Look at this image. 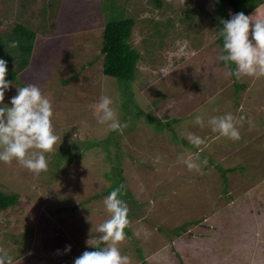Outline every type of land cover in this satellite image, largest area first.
I'll return each instance as SVG.
<instances>
[{
  "label": "rangeland",
  "instance_id": "rangeland-1",
  "mask_svg": "<svg viewBox=\"0 0 264 264\" xmlns=\"http://www.w3.org/2000/svg\"><path fill=\"white\" fill-rule=\"evenodd\" d=\"M111 2L123 0H0V34L18 22L36 31L29 64L4 102L16 85H38L53 103L58 136L46 172L0 161V189L20 196L0 213V250L13 264H73L95 250L87 240L110 218L104 199L118 171L129 208L118 247L129 264H264V76L238 80L218 59L216 0H164L161 8L128 0V14L138 15L131 41L144 57L140 72L132 82L103 75L102 9ZM188 10L200 20L194 28L181 22ZM249 15L264 16V2ZM170 19L183 36L153 34ZM15 57L3 58L8 68L20 66ZM103 96L111 97L122 132L99 122ZM225 113L243 118L239 140L195 121ZM189 132L205 144L191 145ZM182 156L199 168L190 170Z\"/></svg>",
  "mask_w": 264,
  "mask_h": 264
},
{
  "label": "clouds",
  "instance_id": "clouds-1",
  "mask_svg": "<svg viewBox=\"0 0 264 264\" xmlns=\"http://www.w3.org/2000/svg\"><path fill=\"white\" fill-rule=\"evenodd\" d=\"M220 22L224 51L218 59L235 65L231 74L238 80L243 76H264V16L254 18L243 11L230 12V18H221ZM18 45L17 40L11 42L12 47ZM7 74V61L0 58V161L11 163L15 160L20 166L39 175L47 171L46 154L55 151L58 141L53 124V103L36 84L16 85L17 94L11 97L10 103H5V92L13 84L6 78ZM162 74L166 75L163 71ZM112 104L111 97L101 98L99 122L107 123L113 131L122 132L125 125L119 120ZM242 119L237 120L232 113L211 116L207 121L202 115L195 116L196 123L201 127L207 124L213 132L234 141L241 138L237 124ZM186 139L197 148L206 142L191 132ZM180 158L190 170L200 166L191 158ZM123 190L124 185H120L105 197L104 205L110 218L97 226L95 237L87 240L89 245L95 246V250H84L74 258L73 264H129V257L123 255L118 247L128 225L129 208L126 201L120 198ZM71 248V244H68L64 251L70 252ZM0 264H13L12 255L0 250Z\"/></svg>",
  "mask_w": 264,
  "mask_h": 264
},
{
  "label": "trees",
  "instance_id": "trees-1",
  "mask_svg": "<svg viewBox=\"0 0 264 264\" xmlns=\"http://www.w3.org/2000/svg\"><path fill=\"white\" fill-rule=\"evenodd\" d=\"M155 6L161 8L164 5V0H149ZM219 5V10L222 11L220 14H214L212 17L213 23L216 25V32L220 35V28L222 27L221 18H230V12L236 13L243 11L245 14L249 15L253 9H256L264 0H216ZM128 0H123L121 4L107 3L105 8L102 9L103 14L106 17V25L102 33V42L100 47V56L102 58V74L114 77L124 81H135L138 77L140 70L138 71V62L144 59L141 52L132 44V35L134 27L136 24V19L138 15L128 14ZM119 9L120 14H116ZM211 15L210 12L202 11ZM110 18V19H109ZM191 20V21H190ZM181 22H187L190 26L196 27L200 22L196 18V13L191 11L185 12L181 17ZM156 23V22H155ZM54 27H58L53 23ZM170 26L172 29H170ZM197 29V28H196ZM195 29V30H196ZM177 33V36H183V31L181 27L172 21L158 23L155 32L156 36H161L163 40L165 36L169 34L170 31ZM6 35L9 36V41L5 40ZM198 38V37H196ZM36 39V31L28 27L22 22H18L13 29V33L7 32L6 34H0V56L2 58L8 59L9 62L15 61L16 53H20V66L16 69L8 68L7 79L15 80L19 76L20 70L26 68L29 64L31 53L34 48V40ZM17 40L19 45L17 47H12L11 42ZM166 41V40H165ZM164 41V43H165ZM219 43L223 49V38L219 36ZM18 62V61H17ZM223 62V61H222ZM233 71L235 68L234 64L225 63ZM74 76L70 75L68 78H64V83H68ZM238 87H241L238 85ZM244 87V85H242ZM147 118L148 115H147ZM150 120V119H149ZM161 125L165 123L163 119L159 117ZM152 124L155 122L151 121ZM169 122V121H166ZM170 123V122H169ZM161 126H159L160 128ZM157 129V127H156ZM113 143V138L110 136V141L108 144ZM118 150H121V146H117ZM119 153V152H118ZM116 172L117 178L114 180V188L124 185V176L122 173ZM124 187H126L124 185ZM127 188V187H126ZM133 195V194H128ZM20 196L18 193H9L0 189V213L9 208L14 207L18 204Z\"/></svg>",
  "mask_w": 264,
  "mask_h": 264
}]
</instances>
